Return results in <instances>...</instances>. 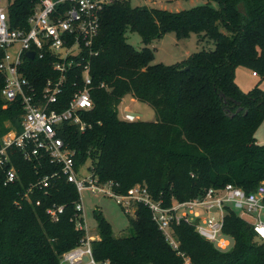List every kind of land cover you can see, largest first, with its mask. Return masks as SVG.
I'll list each match as a JSON object with an SVG mask.
<instances>
[{"label":"trees","instance_id":"16d2710c","mask_svg":"<svg viewBox=\"0 0 264 264\" xmlns=\"http://www.w3.org/2000/svg\"><path fill=\"white\" fill-rule=\"evenodd\" d=\"M12 28L28 29V19L40 0H8ZM180 11L132 6L120 0L103 8L91 52L86 51L94 106L84 114L89 126L80 131L63 124L59 129L75 151L76 168L91 160L100 182L126 192L146 184L156 199L170 205L205 194L210 187L232 183L250 192L264 181V143L256 132L264 122V90L248 91L236 82V69L246 67L264 80V0H210ZM138 32L145 45L175 32H192L213 42L175 64H152L154 51L135 48L127 31ZM3 52L0 51V60ZM54 58H24L26 77L42 89L55 76ZM5 76L0 71V146L10 130L21 129L20 100L2 97ZM82 85V71L68 76L62 99L68 101ZM148 103L157 120L126 121L120 117L124 99ZM11 163L0 166V264H60L62 254L77 245L85 230L77 226L80 199L75 184L49 157L24 159L9 148ZM13 165L14 182L4 184ZM56 174L47 186L38 181ZM27 193V194H26ZM63 205L58 219L47 209ZM132 231L115 235L111 222L95 210L98 237L92 242L98 260L109 264H264V238L254 224L230 204L225 205L223 231L234 239L220 249L202 236L191 222L173 223L179 242L175 248L153 219L150 208L136 203L126 211Z\"/></svg>","mask_w":264,"mask_h":264},{"label":"built area","instance_id":"2783aa9c","mask_svg":"<svg viewBox=\"0 0 264 264\" xmlns=\"http://www.w3.org/2000/svg\"><path fill=\"white\" fill-rule=\"evenodd\" d=\"M120 0H40L28 19V29L12 28L8 16V0H0V71L5 76L2 97L7 102L20 100L22 103L21 129L10 130L2 138L0 146V166L11 163L9 148L19 149L24 159L41 161L49 157L61 165V173L75 184L80 199L76 208L80 212L77 226L85 230L80 242L66 250L60 264H109V260H98L93 252L95 238L88 229L81 192L90 189L110 195L130 212L132 204L147 205L153 219L164 232L170 243L177 248L179 242L174 234L173 223L181 220L191 222L205 238L220 249H228L234 239L223 231L225 205L239 208L241 216L254 224L255 230L264 238V181L256 190L247 192L242 187L228 183L223 187H210L204 195L187 200L174 199L170 205L156 199L146 184H134L126 192L113 188V182H100L91 175L83 177L76 168L75 151L59 136L60 127L67 123L84 131L89 123L84 114L94 106L91 94L92 79L87 53L98 35L100 14L103 8ZM16 48L15 52L10 49ZM34 51V58L26 53ZM50 54L54 58L52 67L55 76L46 79L42 89L26 77L21 69L24 58L35 59ZM80 68L82 85L68 101L62 99L67 89L68 76ZM257 76V72H252ZM120 106V117L126 121L138 117ZM52 175H45L37 184L47 186ZM17 177L16 168L11 165L6 171L4 184L12 183ZM27 194V193H26ZM63 205H53L47 209L56 220ZM186 262L190 260L186 257Z\"/></svg>","mask_w":264,"mask_h":264},{"label":"rangeland","instance_id":"374dc122","mask_svg":"<svg viewBox=\"0 0 264 264\" xmlns=\"http://www.w3.org/2000/svg\"><path fill=\"white\" fill-rule=\"evenodd\" d=\"M132 6H147L154 8H162L170 11H180L190 9L192 7L206 4L210 2L217 7L218 4L210 0H130ZM127 41L137 49L145 46L150 47L154 51V59L152 64H175L186 59L190 54L198 52L202 49L214 48L212 41L201 38L198 33L192 32L187 38H177L175 32H168L160 39L153 40L150 44L145 45L138 32L127 31ZM16 48L10 49L13 53ZM236 82L242 90L248 91L256 84L264 90V80L261 81V76H253L252 71L246 67L239 66L236 69ZM122 108L133 113L139 120L155 121L157 114L155 109L148 103L136 100L127 96L124 99ZM256 137L260 143H264V122L256 132ZM91 160H88L81 168L80 174L83 177L91 175ZM81 198L84 204V212L88 229L92 235L97 237L98 227L97 220L94 215L95 210H101L106 218L111 222L114 234L126 235L132 229L129 223V216L124 208L110 195H105L101 192H92L90 189H84L81 192ZM130 208V213L134 215L136 205ZM234 207V206H233ZM238 212L241 210L234 207ZM262 216L264 217V211Z\"/></svg>","mask_w":264,"mask_h":264},{"label":"water","instance_id":"95a60500","mask_svg":"<svg viewBox=\"0 0 264 264\" xmlns=\"http://www.w3.org/2000/svg\"><path fill=\"white\" fill-rule=\"evenodd\" d=\"M26 54H27L30 58H34L35 52L31 50V51H28Z\"/></svg>","mask_w":264,"mask_h":264},{"label":"crops","instance_id":"0c3cea01","mask_svg":"<svg viewBox=\"0 0 264 264\" xmlns=\"http://www.w3.org/2000/svg\"><path fill=\"white\" fill-rule=\"evenodd\" d=\"M252 75H253V73H252ZM254 76V75H253Z\"/></svg>","mask_w":264,"mask_h":264}]
</instances>
